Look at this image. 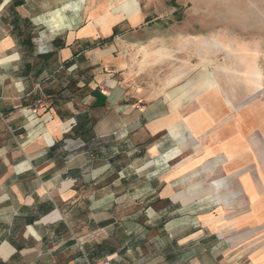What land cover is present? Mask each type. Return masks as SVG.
Instances as JSON below:
<instances>
[{
  "label": "crops",
  "instance_id": "0c3cea01",
  "mask_svg": "<svg viewBox=\"0 0 264 264\" xmlns=\"http://www.w3.org/2000/svg\"><path fill=\"white\" fill-rule=\"evenodd\" d=\"M143 10L0 0V264H146L147 233L159 264H264L256 75L181 61L145 83Z\"/></svg>",
  "mask_w": 264,
  "mask_h": 264
},
{
  "label": "rangeland",
  "instance_id": "374dc122",
  "mask_svg": "<svg viewBox=\"0 0 264 264\" xmlns=\"http://www.w3.org/2000/svg\"><path fill=\"white\" fill-rule=\"evenodd\" d=\"M142 4L148 20L153 21L143 27L146 51L140 53L135 63L145 83L153 82L155 66L168 71L169 66L176 67L181 61H187L197 70L219 65L226 70L249 73V79L256 75L255 96L264 99V0H142ZM177 36L191 37L188 39L191 46L183 47L185 41L170 40ZM167 50L174 52L169 55ZM210 204V210L217 209V201ZM122 220L127 222L129 218L114 217L115 228ZM141 220L146 227L153 224V218ZM165 220L168 217L161 219ZM186 220L201 225L200 217L178 216V222L184 226ZM146 243L139 250L148 259L146 264H159L164 257L166 239L157 240L147 233ZM114 245L117 246L116 241Z\"/></svg>",
  "mask_w": 264,
  "mask_h": 264
},
{
  "label": "built area",
  "instance_id": "2783aa9c",
  "mask_svg": "<svg viewBox=\"0 0 264 264\" xmlns=\"http://www.w3.org/2000/svg\"><path fill=\"white\" fill-rule=\"evenodd\" d=\"M41 108H42V106L41 105H36V106H34L33 108H32V113L34 114V115H36L40 110H41Z\"/></svg>",
  "mask_w": 264,
  "mask_h": 264
}]
</instances>
